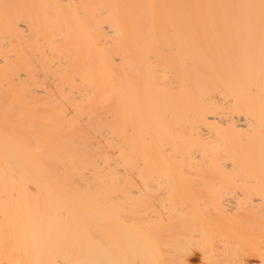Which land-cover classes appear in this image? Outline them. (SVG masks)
Returning a JSON list of instances; mask_svg holds the SVG:
<instances>
[{
	"label": "bare ground",
	"instance_id": "obj_1",
	"mask_svg": "<svg viewBox=\"0 0 264 264\" xmlns=\"http://www.w3.org/2000/svg\"><path fill=\"white\" fill-rule=\"evenodd\" d=\"M0 264H264V0H0Z\"/></svg>",
	"mask_w": 264,
	"mask_h": 264
}]
</instances>
